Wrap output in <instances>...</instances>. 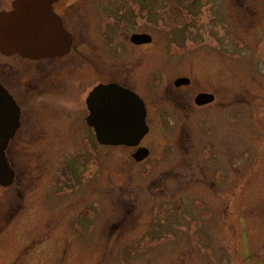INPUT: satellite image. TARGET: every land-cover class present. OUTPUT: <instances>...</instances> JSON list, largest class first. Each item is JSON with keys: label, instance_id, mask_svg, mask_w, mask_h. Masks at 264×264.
<instances>
[{"label": "rangeland", "instance_id": "rangeland-1", "mask_svg": "<svg viewBox=\"0 0 264 264\" xmlns=\"http://www.w3.org/2000/svg\"><path fill=\"white\" fill-rule=\"evenodd\" d=\"M100 1L121 2V26L145 30L151 48L213 66V151L195 148L213 184L160 148L136 164L115 147L103 149L102 196L79 198L73 183L43 214L16 217L15 188L0 187V264H264V0ZM119 220L134 230L111 234Z\"/></svg>", "mask_w": 264, "mask_h": 264}, {"label": "flooded vegetation", "instance_id": "flooded-vegetation-1", "mask_svg": "<svg viewBox=\"0 0 264 264\" xmlns=\"http://www.w3.org/2000/svg\"><path fill=\"white\" fill-rule=\"evenodd\" d=\"M16 1L0 0V15L18 12ZM106 2L56 0L52 6L48 1L23 2L19 7H25L26 12L22 10L21 14L38 16L41 25H50L52 11L68 35L70 49L61 51L66 42L61 36L56 44L59 50L52 48L53 52L50 42L40 47L36 39L31 48L20 46L17 51H13L14 44L3 42L0 46V87L20 111L17 130L5 150L15 179L3 188H15L11 193L17 204L11 211L16 217L43 214V202L51 200L53 194L65 196L73 183H77L76 188L86 187L79 198L87 191L102 196L104 148H130L136 164H144L154 148H160L163 161L170 157L182 169L188 162L201 170L204 185L213 184L199 167V152L195 151H213V103L218 99L213 92V66L195 64L193 57L198 54L186 56L175 50L151 48L156 41L145 30L130 32L128 26H121L124 22L120 20L126 18V13L119 12L121 2ZM135 35H149L152 40L140 39L137 43L133 41ZM106 84L128 89L144 103L149 130L138 145H103L88 123V98L98 86ZM140 149L149 153L139 161L135 155ZM45 169L48 174L51 170V180L46 182ZM191 179L186 186L201 182L196 176ZM13 198L10 193L9 198L4 195L5 205L9 201L13 207ZM134 227L129 225L128 231L119 220L109 229L111 234L128 233Z\"/></svg>", "mask_w": 264, "mask_h": 264}, {"label": "water", "instance_id": "water-1", "mask_svg": "<svg viewBox=\"0 0 264 264\" xmlns=\"http://www.w3.org/2000/svg\"><path fill=\"white\" fill-rule=\"evenodd\" d=\"M30 1L32 0H17L15 8L18 12L5 13L0 16V45L3 42L10 43L11 46L14 44L13 51H17L20 46L23 48H28L29 46L31 48L33 39H36L39 44L41 43L40 47H44L50 42L51 52H53L52 48L59 50L56 44L59 42L58 36H61V41L66 40L65 44L60 48L61 51L69 50L68 35L52 11L50 25H41L38 16L21 14L22 10H24V13L26 12V8L19 6L23 2ZM34 1H48L52 6L56 0ZM140 39H143L141 41L146 39V42L152 40L149 35L133 36V41ZM214 100L215 96L213 95ZM88 106L91 113L88 117V123L96 129L97 138L104 145L136 146L148 132L144 103L135 93L117 84L98 86L90 94ZM19 118L20 111L12 97L0 87V143L3 147L0 148V186L2 187L11 186L15 178V172L5 157V150L17 130ZM148 153V150L140 149L138 154L135 155L136 159L139 161L143 160L148 156Z\"/></svg>", "mask_w": 264, "mask_h": 264}, {"label": "trees", "instance_id": "trees-1", "mask_svg": "<svg viewBox=\"0 0 264 264\" xmlns=\"http://www.w3.org/2000/svg\"><path fill=\"white\" fill-rule=\"evenodd\" d=\"M24 253H26V251H25V250H24V251H23V253H22V254H23V257H24Z\"/></svg>", "mask_w": 264, "mask_h": 264}]
</instances>
